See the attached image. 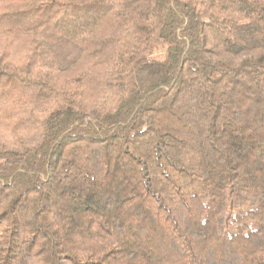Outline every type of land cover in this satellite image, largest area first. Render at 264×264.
<instances>
[{
    "label": "trees",
    "instance_id": "1",
    "mask_svg": "<svg viewBox=\"0 0 264 264\" xmlns=\"http://www.w3.org/2000/svg\"><path fill=\"white\" fill-rule=\"evenodd\" d=\"M0 264H264V0H0Z\"/></svg>",
    "mask_w": 264,
    "mask_h": 264
}]
</instances>
